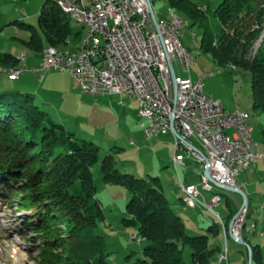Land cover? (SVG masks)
I'll use <instances>...</instances> for the list:
<instances>
[{
    "label": "trees",
    "instance_id": "trees-1",
    "mask_svg": "<svg viewBox=\"0 0 264 264\" xmlns=\"http://www.w3.org/2000/svg\"><path fill=\"white\" fill-rule=\"evenodd\" d=\"M170 2L176 12L191 21V27L204 28L202 51L212 54L222 66L251 72L254 107L264 113V0ZM71 20L53 1L51 5L45 3L39 15L44 36L33 25L20 26L31 31L25 41L44 53L43 38L46 45L59 48L69 44L72 36L77 43L81 40L83 30L74 28ZM19 60L14 54L0 53V62L7 67L2 69L19 68ZM99 163L103 180L124 186L130 194L127 216L122 221L138 228V235H133L138 243L147 242L143 249L146 258L139 259L140 264H189L181 242L192 248V264H213L223 250L217 222L208 227L207 234H189L159 176L137 177L122 172L114 153L101 159L99 142L80 137L74 128L56 120L36 102L33 93L0 90V208L29 212L24 222L17 220V225L24 236L35 234L38 264H109L107 240L98 231L100 222L106 220L94 177ZM238 211L230 205L227 219H222L228 234ZM249 245L253 260L261 256L259 243ZM248 255L249 260V250Z\"/></svg>",
    "mask_w": 264,
    "mask_h": 264
},
{
    "label": "rangeland",
    "instance_id": "rangeland-1",
    "mask_svg": "<svg viewBox=\"0 0 264 264\" xmlns=\"http://www.w3.org/2000/svg\"><path fill=\"white\" fill-rule=\"evenodd\" d=\"M152 1L159 18L169 15L170 0ZM45 3L51 5L53 0H0V53H11L17 56L20 59L18 67L23 69L20 78L16 80L10 79L7 74L0 73V90L33 93L36 102L47 109L56 120L74 128L80 137L99 142L101 159L110 152L114 153L118 160V168L122 172L133 173L137 177L159 176L173 207L186 222L189 234H207L208 227L213 222H217L221 228L220 239L223 242V250L218 254L221 256L219 264L223 260L227 264L229 257L232 264H251L250 259L248 260L250 249L247 246L250 243L252 245L259 243L261 248L260 258L255 257L252 264H261L260 262L264 264V113L261 109L254 107L251 72L234 69L230 65L222 66L215 61L212 54L202 51L200 43L204 28L201 26L183 29L184 44L196 58L191 67L193 80L199 81L203 73L213 72V75L205 78L206 94L220 99L229 111L241 107L251 114L249 121L254 126L256 149L262 157L257 165L253 166L255 171L251 172V169L246 171L248 168H242L241 175L237 178V182L250 197H248L247 222L249 225L252 223L257 225L252 227V230L247 229L241 232L242 236L250 242L246 241L247 244H244L236 241L230 232L228 234L222 222V219H227L230 205L238 207L239 210L242 208L245 202L244 196L234 191L220 189L218 191H223L227 196H223L214 210L205 205L194 208L185 203L183 200L185 193L179 186L176 165L172 161L175 136L172 133H166L151 139L146 137L139 117L137 97L128 92L113 96L93 95L77 87L68 72L57 70L36 72L42 63L43 49L31 46L25 41L30 39L31 31L20 24L35 26L39 34L44 36L39 24V15ZM185 19L188 18L185 17ZM71 25L83 30V37L86 36L88 29L83 23L72 19ZM192 31H196L197 39ZM42 43L46 44L45 38ZM75 44L76 39L72 36V41L65 47L71 48ZM24 50L29 53L27 61L21 59ZM176 66L178 73L181 74L178 62ZM41 75L44 77L40 78ZM42 96L48 99V103L44 102ZM121 99L125 102L121 103ZM192 140L200 144L198 138L195 137ZM184 155L190 169L181 165L179 174L183 180L187 178L200 185L204 164L189 152H184ZM94 177L99 187L98 196L103 201L106 214V220L100 222L98 231L107 240L108 250L111 253L108 263L140 264L139 259L146 258L143 249L147 242L138 243V240L133 238L134 234L138 235V228L133 225L128 226L122 221V218L127 216L126 204L130 199L128 190L121 185L106 183L103 180L101 163L96 166ZM213 193L215 191L202 190L201 197L207 201L211 199ZM15 208H0L2 214H0V264H38L34 257L38 254L35 234L24 236L19 230L21 227L17 225V220L24 222L29 212ZM181 247L184 259L192 264V248L183 242Z\"/></svg>",
    "mask_w": 264,
    "mask_h": 264
},
{
    "label": "built area",
    "instance_id": "built-area-1",
    "mask_svg": "<svg viewBox=\"0 0 264 264\" xmlns=\"http://www.w3.org/2000/svg\"><path fill=\"white\" fill-rule=\"evenodd\" d=\"M68 2L87 19L88 44L66 56L49 51V56L43 57L41 69L68 71L85 93L128 92L137 97L146 137L166 133L175 136L173 160L180 186L184 192H199V200H193V207L205 202L214 210L220 204L222 191L218 190L239 186L237 178L242 168L253 169L262 157L256 149L248 110L239 107L229 111L220 99L206 94L205 78L213 72L203 73L199 81L193 80L191 67L195 57H190L181 46L183 29L187 26L180 18L169 14L167 27L155 26L148 0ZM22 71L1 70L8 72L11 79L19 78ZM195 137L200 144L192 140ZM184 152L202 162L204 171L208 168L209 176L203 173L200 185L183 181L179 174V166H189ZM202 190L215 193L205 201ZM245 210L246 206L236 220V235L242 236L245 228L255 226V223L245 225Z\"/></svg>",
    "mask_w": 264,
    "mask_h": 264
},
{
    "label": "bare ground",
    "instance_id": "bare-ground-1",
    "mask_svg": "<svg viewBox=\"0 0 264 264\" xmlns=\"http://www.w3.org/2000/svg\"><path fill=\"white\" fill-rule=\"evenodd\" d=\"M54 2H56L66 13H68L72 19L77 20L78 22H81L84 24V26L88 29L86 36H82L81 40L73 46L71 48H59L56 46H47L44 49V56H49V51L51 54H59V56H66V53H73V52H79V50L86 46L88 44V39L90 37V28L87 25V19H85L81 13L77 12L72 6L71 3L68 2V0H53ZM149 1V0H148ZM154 5V4H153ZM156 14V20H154V24L155 26H160V27H167V20H166V16L159 18L157 15V11H155ZM169 14L173 17H178L182 20L183 24L187 27H191L190 26V22L185 19L182 15H180L178 12L175 11L174 8H172L171 6L169 7ZM194 33V37L197 39V33L196 31H193ZM183 36L184 34H182L181 36V46L184 47L186 49V52L188 53V55L190 57H194L186 48L184 41H183ZM72 41V38L68 39V43L70 44V42ZM26 55V53H23ZM22 54V58L23 60H25V56ZM196 59V58H195ZM223 103V102H222ZM248 117L249 119L251 118V114L248 111ZM250 126H253L250 123ZM185 202L189 205L193 207V200H199V192H193V190H185ZM223 199V193L220 195V202ZM205 205L206 207L210 208L213 210L212 206H210L209 204L205 203V202H198V206H203ZM248 203L246 205V210H245V225L247 224V214H248ZM256 226V224H255ZM226 230V227H225ZM233 232L236 234V230L235 227L233 228Z\"/></svg>",
    "mask_w": 264,
    "mask_h": 264
},
{
    "label": "water",
    "instance_id": "water-1",
    "mask_svg": "<svg viewBox=\"0 0 264 264\" xmlns=\"http://www.w3.org/2000/svg\"><path fill=\"white\" fill-rule=\"evenodd\" d=\"M149 5H150V8H151V12H152V16L154 18V20H156V14H155V7L153 5V1L152 0H149ZM190 145H192L191 143H189ZM193 146V145H192ZM195 149H198L196 147H194ZM200 151V153L202 155L205 156V154L203 153L202 150L198 149ZM204 173L206 174V176H209V171H208V168L205 169ZM228 190L230 191H234V192H237V193H240L241 195L244 196L245 198V202L242 206V208L238 211V213L234 216V218L232 219L231 221V225H230V233L231 235L234 237V239L240 243H244V244H247L246 241L244 240L243 236H240V235H236L234 232H233V228H234V225H235V221L237 219V216L240 214V212L243 210V208H245V206L247 205L248 203V196L246 195V193L244 192V190L239 187V186H232V187H228L227 188ZM248 248L250 249V262L252 264V261H253V251H252V247L247 244Z\"/></svg>",
    "mask_w": 264,
    "mask_h": 264
},
{
    "label": "crops",
    "instance_id": "crops-1",
    "mask_svg": "<svg viewBox=\"0 0 264 264\" xmlns=\"http://www.w3.org/2000/svg\"><path fill=\"white\" fill-rule=\"evenodd\" d=\"M44 44V43H43ZM48 45H44V47L46 48ZM23 53H26V59H25V61H27V59H28V56H29V53L27 52V51H23ZM22 53V54H23ZM41 61H42V63H43V55H42V58H41ZM42 63H41V66H42ZM18 66H19V64H18ZM41 66L40 67H38L37 69H36V72H41V71H43V69H41ZM2 68H7V67H4L3 65L0 67V69H2ZM57 71H62V70H57ZM62 72H68V71H62ZM3 73V72H2ZM69 73V72H68ZM3 74H5V73H3ZM70 74V73H69ZM71 75V74H70ZM72 76V75H71ZM44 76H40V78H43ZM19 78H20V76H19ZM73 78V77H72ZM74 80V79H73ZM75 83V82H74ZM76 85V84H75ZM77 86V85H76ZM77 87H79V86H77ZM113 96V95H112ZM42 98L44 99V102L45 103H48V99L47 98H45V97H43L42 96ZM120 102L122 103H124L125 101H123L122 99L120 100ZM173 156H174V151H173V154H172V161H173V163H174V160H173ZM257 163H258V161L255 163L256 165H257ZM182 167H185L186 169L187 168H189L190 169V167H187V166H182ZM248 170H250L249 168L246 170V171H248ZM252 171H255V170H253V169H251V172ZM241 175V174H240ZM185 180H189V179H185ZM190 181V180H189ZM191 182H193V183H196L195 181H191ZM237 184L239 185V186H242L241 184H239L238 182H237ZM222 193H223V196L225 195V196H227L223 191H222ZM251 194V193H250ZM252 195V194H251ZM249 197V196H248ZM250 198V197H249ZM263 207H264V204H263ZM221 256H216V259L213 261V264H219V262H220V258ZM220 264H225V260H223ZM227 264H232L231 263V259H230V257H229V259H228V262H227Z\"/></svg>",
    "mask_w": 264,
    "mask_h": 264
}]
</instances>
